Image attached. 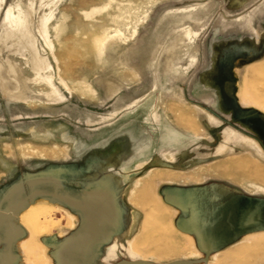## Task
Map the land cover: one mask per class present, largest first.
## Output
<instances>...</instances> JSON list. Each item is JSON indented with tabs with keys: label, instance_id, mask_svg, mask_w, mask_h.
<instances>
[{
	"label": "rangeland",
	"instance_id": "374dc122",
	"mask_svg": "<svg viewBox=\"0 0 264 264\" xmlns=\"http://www.w3.org/2000/svg\"><path fill=\"white\" fill-rule=\"evenodd\" d=\"M208 252L264 264V0H0V264Z\"/></svg>",
	"mask_w": 264,
	"mask_h": 264
},
{
	"label": "crops",
	"instance_id": "0c3cea01",
	"mask_svg": "<svg viewBox=\"0 0 264 264\" xmlns=\"http://www.w3.org/2000/svg\"><path fill=\"white\" fill-rule=\"evenodd\" d=\"M177 132H179V133H181V134H183V136L185 135V136H187V133H184L183 131H179V130H177V126H175V125H173V124H171V123H165L163 126H162V130H160V139H159V141H158V143L159 142H161V138L162 137H165V139H166V137H167V139L169 138V137H173L174 139H175V142H173V144L172 145H170V146H168V147H170V151L171 152H173L172 154H170V153H168V154H170L171 155V157H169L170 159H167L166 158V155H164V157L168 160V161H172V162H175L176 164H177V153H179V152H181L182 151V144L181 143H179L180 145L179 146H177ZM185 139H181V141L180 142H184V144L187 142L186 140L184 141ZM253 143L256 145V146H258L254 141H253ZM259 147V146H258ZM165 185H166V192L165 193H167V195H166V197H167V201L169 202V203H173V205H175V207L177 208V195H175V196H173V194H171V192L173 191V188H171V187H168V186H171V185H174V186H176L177 187V183H175V184H168V183H165ZM175 190H177L176 188H175ZM171 191V192H170ZM202 197V196H201ZM207 198V197H206ZM212 197H210V199H211ZM209 198H207V200H209L210 201V203L211 202H213V199H211L210 200ZM191 200H193V202H194V205L196 206L201 200H200V196H198V195H194V197L192 198L191 197ZM198 206V205H197Z\"/></svg>",
	"mask_w": 264,
	"mask_h": 264
},
{
	"label": "water",
	"instance_id": "95a60500",
	"mask_svg": "<svg viewBox=\"0 0 264 264\" xmlns=\"http://www.w3.org/2000/svg\"><path fill=\"white\" fill-rule=\"evenodd\" d=\"M209 263V252L207 256L203 259H198V260H180V261H175L172 263H154L150 261H145V260H140V261H125L121 264H208Z\"/></svg>",
	"mask_w": 264,
	"mask_h": 264
},
{
	"label": "bare ground",
	"instance_id": "6f19581e",
	"mask_svg": "<svg viewBox=\"0 0 264 264\" xmlns=\"http://www.w3.org/2000/svg\"><path fill=\"white\" fill-rule=\"evenodd\" d=\"M34 64L33 67L35 70L39 71L41 69V62L39 61L38 57L34 56Z\"/></svg>",
	"mask_w": 264,
	"mask_h": 264
},
{
	"label": "flooded vegetation",
	"instance_id": "af4514ba",
	"mask_svg": "<svg viewBox=\"0 0 264 264\" xmlns=\"http://www.w3.org/2000/svg\"><path fill=\"white\" fill-rule=\"evenodd\" d=\"M239 227H241V226H239ZM239 227H237V226L235 227V226H234V228L231 230V232L233 231V232L236 234V233H240V232H242V231L244 230V228H243V229H240ZM239 229H240V230H239ZM237 230H238V231H237Z\"/></svg>",
	"mask_w": 264,
	"mask_h": 264
}]
</instances>
